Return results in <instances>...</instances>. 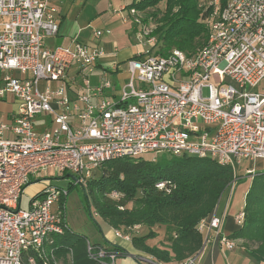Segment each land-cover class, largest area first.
Wrapping results in <instances>:
<instances>
[{
	"label": "built area",
	"instance_id": "obj_1",
	"mask_svg": "<svg viewBox=\"0 0 264 264\" xmlns=\"http://www.w3.org/2000/svg\"><path fill=\"white\" fill-rule=\"evenodd\" d=\"M209 4L207 37L195 52L148 49L124 61L123 70L116 63L94 74L93 84L105 48L77 37L49 44L59 31L57 0H0V102L10 103L0 116V264L54 261L52 236L69 227L62 200L68 183L85 186L105 162L156 153L206 157L235 170L264 158V92L254 90L264 78V0ZM127 16L138 25L136 38L152 41L153 28L139 12L131 8ZM101 35L94 29L92 38ZM59 174L72 180L46 185L21 209L37 175ZM216 208L196 230L204 241L216 238L222 250H233L237 244L221 232ZM243 218L241 211L236 223ZM131 233L113 229L126 242ZM86 248L101 264H114L104 261L117 255L108 247Z\"/></svg>",
	"mask_w": 264,
	"mask_h": 264
},
{
	"label": "trees",
	"instance_id": "obj_2",
	"mask_svg": "<svg viewBox=\"0 0 264 264\" xmlns=\"http://www.w3.org/2000/svg\"><path fill=\"white\" fill-rule=\"evenodd\" d=\"M161 1H164L162 11L157 8ZM209 2L133 0L125 7L135 9L140 16L145 14L144 22L147 18L154 20L157 26L151 34L158 35L164 44L157 53L164 54L172 48L191 53L206 40L208 27L204 20L211 12ZM98 169L101 171L97 176L94 172L87 184L80 186L85 209L90 216L96 213L112 229L132 231V247L159 264L181 263L196 257L203 243L202 234L196 230L199 220L214 210L223 193L239 179L231 166L198 156L161 154L159 160L121 157L101 164ZM252 178L244 196L243 222L228 237L241 240L250 256L264 262V172ZM75 186L68 183L63 201ZM112 192L118 198L110 197ZM134 226L137 229L133 231ZM161 226L163 232L157 230ZM159 235L163 237L158 240L160 246L148 243ZM52 238L55 255L72 254L71 263L67 264H101L89 257L87 239L69 227ZM109 250L116 254L126 252L117 244H111ZM36 260L37 264H43L40 258Z\"/></svg>",
	"mask_w": 264,
	"mask_h": 264
},
{
	"label": "rangeland",
	"instance_id": "obj_3",
	"mask_svg": "<svg viewBox=\"0 0 264 264\" xmlns=\"http://www.w3.org/2000/svg\"><path fill=\"white\" fill-rule=\"evenodd\" d=\"M133 0H84L83 3L77 0L72 1L67 10L66 16L63 18L60 31L65 36L61 45H67L71 37H77L78 41L86 43L88 45H102L105 48L106 55L102 59L103 61L109 60L110 63L104 67H110L111 61H118L119 69H124L125 63L129 57L126 53L127 48L135 45L138 53H144L146 50L151 52H158L163 49V42L158 39V35L152 36V41L147 42L149 36L143 37L141 41L136 38V31L138 29L137 23H135L133 17L128 15V8L119 12H113L118 10L122 5H129ZM209 1V0H208ZM212 1V0H210ZM157 8L159 10L164 9V1L158 3ZM125 16V19H124ZM146 15L141 13V23L148 25L150 28H155L157 25L154 20H147L144 22ZM207 21L204 20V25L207 26ZM94 29H99L102 32L100 38H92ZM54 43H58V39H52ZM49 44L50 40L48 41ZM91 76V82H96L94 74ZM112 80H115L116 87L119 88V81L116 80V76L108 73ZM255 91L264 92V78L254 88ZM5 108V103L0 102V111ZM161 154L149 153L143 155L148 159L159 160ZM247 169H252L253 172L247 173ZM101 170L95 171V176L100 173ZM258 172H264V158L256 160H244L235 169V175L239 178L232 184L227 207L233 216H236L243 209L244 196L248 191L252 182V176ZM49 177H52V170L48 169ZM53 176H55L53 174ZM62 180H72V177L68 174H59L58 176ZM42 183L37 182L28 186L26 192L21 197V209H27L29 201L33 196L34 191L40 187ZM65 208L66 220L70 229L81 234L87 239V243L92 244L100 235L99 231L104 233L110 230V227L106 222L102 221L101 217L90 216L85 209V203L80 195V186L77 185L69 190L67 197L63 201ZM159 231L163 232V227H157ZM142 230H139V232ZM163 239V237H161ZM151 244L159 243L157 238L151 239ZM126 243V242H122ZM242 243V241H241ZM147 258V257H145ZM72 260V254H66L65 256H57L54 261H50V264L56 262V264H67ZM156 263V262H154ZM116 264H142L133 256H118L116 258ZM159 264V263H156Z\"/></svg>",
	"mask_w": 264,
	"mask_h": 264
},
{
	"label": "crops",
	"instance_id": "obj_4",
	"mask_svg": "<svg viewBox=\"0 0 264 264\" xmlns=\"http://www.w3.org/2000/svg\"><path fill=\"white\" fill-rule=\"evenodd\" d=\"M71 2H72L71 0H57L60 25H59V31H58V35L56 39H58L59 42L54 43L51 39L50 40L51 45L61 44V42H63V40L65 39V36L60 31V27H61L63 18L66 16L67 10ZM126 53L128 57H132L138 54L136 46L132 45L129 48H127ZM103 58H101V60L98 62L97 67L95 69V71L97 70V73L95 74H99L104 69L110 70L111 67H113V65L116 63L120 64V62L118 61H111L112 65L110 67H104L108 64V62L110 63V61L109 60L103 61L102 60ZM113 75L115 76V74ZM120 77L124 78V74L120 75ZM115 79L117 80V78ZM1 102L5 103V108L0 111V116H2L4 112L9 111L10 109L9 102L7 101H1ZM37 182H40L42 184L40 185L39 188H37L34 191L33 196L48 184H52L56 186H66L68 180H62L59 177L44 179L42 175H37L36 178L33 179V182L30 185L35 184ZM231 189H232V185L223 193V195L221 196L216 206L217 207L216 212L222 216L221 232L226 236H229L232 232H234L239 227V224H237L235 220L236 216H233V214L230 211L228 212V210L226 209L227 200H228ZM99 233H100L99 237L94 242H92V244L100 245V246L103 245L108 248L110 247L111 244H117L118 246L122 247L126 251L123 254L117 253V257L129 255V256H133L134 258H136L142 264H156L152 261L151 256H149L148 254L144 252L135 250L132 247L130 242H126L118 237H115L113 234L112 228H110V230H108L105 233L103 231H99ZM160 239H161L160 235L157 236V241ZM204 240L205 238L203 239L202 246L195 257V264H264V262H258L252 256H250L245 251L243 246L241 245V240L239 239L235 240L237 246L233 250H222L216 238H210L208 239V241H204ZM123 241L126 243L125 244L122 243ZM148 243L151 244V241L148 240ZM156 245L160 246L159 243H157ZM179 263L180 262H171V263H166V264H179Z\"/></svg>",
	"mask_w": 264,
	"mask_h": 264
},
{
	"label": "water",
	"instance_id": "obj_5",
	"mask_svg": "<svg viewBox=\"0 0 264 264\" xmlns=\"http://www.w3.org/2000/svg\"><path fill=\"white\" fill-rule=\"evenodd\" d=\"M108 250H109V248H108ZM109 251H111V250H109ZM116 258H117V255H116V257H114L111 260V258L107 255V256L104 257V261L107 262V263L110 262V261H113V263L116 264Z\"/></svg>",
	"mask_w": 264,
	"mask_h": 264
}]
</instances>
